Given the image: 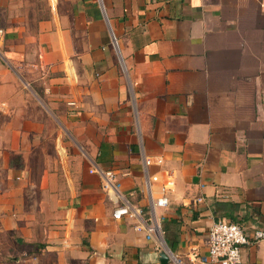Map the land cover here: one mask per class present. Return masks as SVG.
<instances>
[{"label": "crops", "instance_id": "0c3cea01", "mask_svg": "<svg viewBox=\"0 0 264 264\" xmlns=\"http://www.w3.org/2000/svg\"><path fill=\"white\" fill-rule=\"evenodd\" d=\"M0 28V264H161L89 172L145 207L143 157L183 264L215 220L264 230V0H0Z\"/></svg>", "mask_w": 264, "mask_h": 264}, {"label": "built area", "instance_id": "2783aa9c", "mask_svg": "<svg viewBox=\"0 0 264 264\" xmlns=\"http://www.w3.org/2000/svg\"><path fill=\"white\" fill-rule=\"evenodd\" d=\"M3 36L4 30L0 28V45L3 42ZM111 42L117 49L118 42L112 31ZM143 160L145 167L143 186L147 200L145 207L133 199L135 192L131 190L125 193L122 190L120 177L128 175V171L93 166L89 168V172L99 177L102 189L113 204L112 217L115 220L130 221L133 230L143 234L147 240H154L156 245L167 254L172 264H183L178 255L173 253L164 241V214L158 210V208H166L169 205V192L174 186L173 175L166 171V178L161 181L158 174L148 171V165L153 162L159 164L162 161L161 157H143ZM155 184L159 187L158 194H154ZM195 200L202 202L203 197L198 196ZM263 239L264 230L262 229L252 227L246 230L242 225L233 221L215 220L208 227L206 252L191 253L189 259L198 264H240L241 248Z\"/></svg>", "mask_w": 264, "mask_h": 264}, {"label": "water", "instance_id": "95a60500", "mask_svg": "<svg viewBox=\"0 0 264 264\" xmlns=\"http://www.w3.org/2000/svg\"><path fill=\"white\" fill-rule=\"evenodd\" d=\"M159 260L161 264H166L169 261V257L165 252L162 251L159 255Z\"/></svg>", "mask_w": 264, "mask_h": 264}]
</instances>
